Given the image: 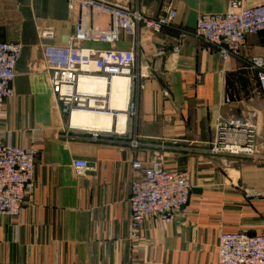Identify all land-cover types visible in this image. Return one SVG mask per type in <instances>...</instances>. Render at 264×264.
I'll return each instance as SVG.
<instances>
[{
  "label": "crops",
  "instance_id": "obj_1",
  "mask_svg": "<svg viewBox=\"0 0 264 264\" xmlns=\"http://www.w3.org/2000/svg\"><path fill=\"white\" fill-rule=\"evenodd\" d=\"M120 1L144 14L172 5L177 19L158 35L141 28L135 39L117 45L137 52L131 85L136 114L125 134L115 128L94 140L81 128L68 129L42 59V30L54 31V45H66L73 33L67 0H0V42L23 44L0 129L9 143L38 150L22 214L0 215V264H218L222 233L264 234V97L249 63L264 59V32L223 61L187 31L201 14L224 11L228 0ZM90 23L108 28L109 17L96 13ZM161 47L165 52L157 55ZM251 112L258 158L212 154L220 117ZM76 159L87 160L91 170L78 173ZM135 159L186 170L192 184L174 223L164 228L149 216L137 236L129 206Z\"/></svg>",
  "mask_w": 264,
  "mask_h": 264
},
{
  "label": "built area",
  "instance_id": "obj_2",
  "mask_svg": "<svg viewBox=\"0 0 264 264\" xmlns=\"http://www.w3.org/2000/svg\"><path fill=\"white\" fill-rule=\"evenodd\" d=\"M68 18L73 23V33L66 45H54L55 33L51 29L39 33L42 59L52 89L53 98L65 116L68 129L78 130L70 124L74 110L90 106L91 93L79 88L80 80L95 78L109 85L115 77L127 76L133 81L137 52L117 47L123 38L135 39L141 28L154 35L165 28H174L177 12L167 5L159 13L144 14L120 0H67ZM96 13L109 17L108 28L95 27L90 22ZM217 51L223 61L239 56L247 46L249 37L264 32V0L247 5L245 0H228L227 7L219 13L198 16L192 30L187 31ZM84 43L108 45L87 47ZM179 44L174 46L178 53ZM21 42H0V119L5 113V103L14 96L13 83L17 63L22 55ZM164 48L157 55L164 54ZM250 66L256 71L264 97V59L251 57ZM136 114L128 100L125 128L117 131L123 135L127 123ZM256 113L241 117H220L212 143V154H229L258 158ZM94 140L111 131L88 130ZM138 146L136 141L131 143ZM38 156L33 145L16 146L7 141L0 129V215L19 217L29 195ZM74 169L83 174L91 170L87 160L73 161ZM137 176L131 183L129 197L130 222L133 236H137L147 217L156 216L164 228L175 222L177 213L189 203L191 177L188 171L168 169L163 160L145 164L139 159L132 162ZM218 264H264V234L247 232L222 233L218 241Z\"/></svg>",
  "mask_w": 264,
  "mask_h": 264
},
{
  "label": "bare ground",
  "instance_id": "obj_3",
  "mask_svg": "<svg viewBox=\"0 0 264 264\" xmlns=\"http://www.w3.org/2000/svg\"><path fill=\"white\" fill-rule=\"evenodd\" d=\"M131 85L132 81L127 76L115 77L109 85L100 79L83 77L79 88L91 93L90 106L74 110L70 124L88 130H123L127 122Z\"/></svg>",
  "mask_w": 264,
  "mask_h": 264
},
{
  "label": "rangeland",
  "instance_id": "obj_4",
  "mask_svg": "<svg viewBox=\"0 0 264 264\" xmlns=\"http://www.w3.org/2000/svg\"><path fill=\"white\" fill-rule=\"evenodd\" d=\"M133 82V81H132Z\"/></svg>",
  "mask_w": 264,
  "mask_h": 264
}]
</instances>
